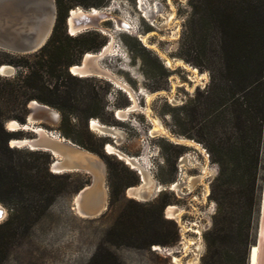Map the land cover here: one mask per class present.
Returning <instances> with one entry per match:
<instances>
[{"label": "rangeland", "instance_id": "374dc122", "mask_svg": "<svg viewBox=\"0 0 264 264\" xmlns=\"http://www.w3.org/2000/svg\"><path fill=\"white\" fill-rule=\"evenodd\" d=\"M70 1L73 4L67 9L63 27L71 37L77 35V39L64 37V45L75 57L82 45L102 42L98 49L84 51L76 62L79 63L85 52H99L110 43L111 53L104 54L100 63L125 83L132 96L101 73L79 76L70 71L69 65L67 69L73 75L70 77L50 64L40 67L38 55H33L40 48L27 54L4 56L0 66H11L12 70L0 76L23 77L28 70L24 63H28L42 75L48 88L43 91L51 96L64 97L69 90L80 97L87 93L94 95L96 104L78 101L72 111H94L97 115L87 117L85 123L83 119L77 121L73 133L101 148L111 163L113 175L109 181L106 159L93 151L103 159L106 168L105 207L94 216L78 213L74 201L78 190H73L83 176L89 182L90 175L84 171L72 174L66 179V191L53 200L29 230L19 228L15 243L1 264H189L193 258L196 264H208L210 253L202 259L207 247L204 234L212 227L216 211L213 196L220 194L216 179L219 166L210 145L222 136L221 129L234 131L231 121L216 117L212 99L214 85L219 83L218 79L211 80L212 73L218 77L212 50L220 45V36L209 19L212 7L207 2L211 0H105L102 6L91 4L98 0ZM140 2L155 10L152 18L144 15ZM76 7L103 8L132 27L119 30L114 19L107 18L72 34L66 19ZM201 15L205 20L200 19ZM87 30L88 35L84 34ZM28 54L31 55L27 57ZM133 103L135 107L124 117L116 115L117 110ZM48 105L59 111L56 105ZM93 118L119 129L121 138L115 139L91 127ZM11 119L18 120H5V128ZM59 119L60 115L55 121L37 123L63 136L58 129ZM155 120L166 132H152ZM212 129L218 132L216 137L211 136ZM17 130L14 138L33 135L30 129ZM108 144L113 149L108 150ZM16 148L19 150L14 153L16 157L36 156L29 153L34 149ZM121 153L139 157L141 167L151 175L156 186L162 187L154 189L147 199L130 196L125 182L134 173L138 182L130 186L139 185L138 170L142 173V168L128 163ZM261 185L256 235L260 220L264 221V172ZM150 201L164 203L161 211L150 213L147 204ZM0 203L6 208L1 222L8 217L10 209ZM169 205L178 208V217L165 214ZM169 237L175 239L173 244L152 242ZM128 241L138 245L151 243L134 246ZM174 257L177 261H173Z\"/></svg>", "mask_w": 264, "mask_h": 264}, {"label": "trees", "instance_id": "16d2710c", "mask_svg": "<svg viewBox=\"0 0 264 264\" xmlns=\"http://www.w3.org/2000/svg\"><path fill=\"white\" fill-rule=\"evenodd\" d=\"M105 2L98 0L91 4L102 6ZM55 3L57 13L51 35L33 55H38L40 67L50 64L55 70L59 68L72 77L67 67L74 65L84 51L98 49L102 42L82 45L73 57L74 52L63 43L64 37L77 39V35L71 37L63 27L67 9L73 3L70 0H55ZM207 3L212 7L209 19L218 28L220 36V45L212 50L218 77L212 73L211 80L218 79L219 82L214 85L212 99L216 117L231 121L234 131L221 129L222 136L219 135L218 140L210 145L219 166L216 179L220 194L213 196L216 211L212 227L204 234L207 247L202 259L209 257L207 253H210L208 264H247L248 248L256 238V216L264 172V0H211ZM205 18L200 17L202 20ZM84 34L88 35L90 31ZM12 55L0 49V63L4 56ZM24 66L28 70L23 77L8 79L0 76V202L10 209L8 217L0 222V264L14 245L19 228L28 231L53 200L66 191V179L78 172L51 171V155L45 150L30 151L36 154L31 159L15 156L19 150L10 146L8 140L16 137L18 130L6 129L4 121L9 118L23 121L29 100L35 98L56 105L60 113V134L100 153L106 159L109 181L113 175L111 163L102 149L73 133L77 121L83 119L85 123L87 117L97 115L94 111H72L78 101L96 104L94 95L87 93L80 97L66 90L64 97L51 96L43 91V88H48L42 75L28 63ZM216 133L213 129L210 132L213 137ZM116 176L122 179V176ZM86 182L88 177L83 176L73 191L79 190ZM137 182L138 176L133 173L125 184L130 187ZM147 204L151 213L160 212L164 203L158 205L150 201ZM130 218L136 221L132 215ZM174 241L170 237L152 240L162 245H170ZM127 243L148 246L151 242L142 243L145 245H138L135 241Z\"/></svg>", "mask_w": 264, "mask_h": 264}, {"label": "water", "instance_id": "95a60500", "mask_svg": "<svg viewBox=\"0 0 264 264\" xmlns=\"http://www.w3.org/2000/svg\"><path fill=\"white\" fill-rule=\"evenodd\" d=\"M98 9L99 12L96 14L89 13V10H93V8L84 9L86 14L74 18L75 24L80 26L77 31L88 28L90 25H97L100 19L110 17L101 8ZM56 13L55 0H0V49L18 54H27L38 50L46 43L51 34L56 20ZM68 18L69 15L66 19L69 29ZM118 23L121 25L122 21ZM83 58L76 64H80ZM94 73L105 74L103 71ZM0 74H2L1 70ZM38 102L33 105L30 104V100L28 101V113L25 120L19 122H32V124H37L38 127L45 130L31 128L33 135L27 136L25 141L16 143L15 146H29V148L32 146L31 149L48 151L52 159L49 167L53 172L84 171L88 173L90 181L77 191L79 205L82 213L86 216L99 214L105 207L106 202V190L103 186L106 168L103 159L92 150L73 142L69 138L60 136L54 132L55 130H50L38 124L39 121H55L60 115L57 110L56 118H53L51 109L47 104ZM104 131L108 135L115 133L110 126H106ZM10 139L8 140L9 144ZM138 173L140 179H142L140 171ZM158 187L161 188L162 186L159 185ZM151 192L142 195L141 198L147 199ZM1 206L0 211L3 215L0 220L6 214V208L2 204ZM250 254L251 250L249 249L247 259L250 258Z\"/></svg>", "mask_w": 264, "mask_h": 264}, {"label": "bare ground", "instance_id": "6f19581e", "mask_svg": "<svg viewBox=\"0 0 264 264\" xmlns=\"http://www.w3.org/2000/svg\"><path fill=\"white\" fill-rule=\"evenodd\" d=\"M140 6L143 9L142 12L144 13V15L146 14L148 17L152 18L151 16H153L155 10L153 8L144 7L141 2H140ZM101 9H102V11H104L105 13L110 15L109 18H113L114 19V23H115L116 27H118L119 30L132 27L131 24H129L128 22L124 21L123 19H119V18L114 17V16L112 17V13L107 12L106 10H103V8H101ZM89 11H90L89 13L96 14V13L99 12V9L98 8H93V10H89ZM156 11H158V10H156ZM84 13L86 14L85 10L81 9L79 7H76V8L71 10V12L69 13V18H68V24H69L70 33L73 34V33L77 32V29L80 27L79 25L75 24L74 18L80 17ZM103 19H107V18H103ZM120 21H122L121 25H120V23H118ZM100 27H101V25H100ZM111 50H112V48H111V45L109 43V44L105 45L102 50H100L99 52H96V54H94L92 52H87L80 64H74V65L70 66V71L73 74H76V75H79V76H84V75L86 76L87 74L91 75L92 73L94 74V72L103 71L105 73L104 75H107L108 78H111V80H113L116 84L121 85L123 88H125L128 91L130 96H132L131 92L129 91V89L127 88L125 83L120 81V79H118L112 71H110L108 68L104 67L100 63V58H102L104 56V54H107ZM109 53H111V52H109ZM0 70H1V73H8L9 71L12 70V67L6 65V66L0 67ZM36 103H39V102L34 100V99L30 100V104L34 105ZM135 105H136V103H133L131 106H128V107H126L124 109L117 110L116 111V115L118 117H121V118L124 117L126 115V113L129 111V109L132 108V107H135ZM47 106L51 109L52 117L56 118V111L57 110L52 108L49 105H47ZM153 124H154V126H153V129H152V132H157V133L166 132L165 129L162 127L161 123L158 120H155ZM106 126L107 125L102 124L101 122H99L95 118H93V120L91 121V127L96 128L97 131H100L101 133L107 134V132L104 131ZM110 127H112L114 129L115 133H112V134H109V135L112 136L113 138L115 137V139L116 138L118 139L119 137L121 138V131L119 129L113 127V126H110ZM6 128L8 130H17V129H21L22 130V129H31V128H34V129H37V130L43 129L42 127H38L37 124L36 125L32 124V122L20 123V122H18V120H15V119H11V120L7 121ZM43 130H45V129H43ZM26 139H27V137H24V138H11L10 139V145L15 146L16 143L23 142ZM22 145H26V144H22ZM26 147L29 148V146H26ZM30 148H32V146ZM107 149L111 150V149H113V147L110 144H108L107 145ZM122 156L125 157V159H126V161L128 163L130 162V164L135 165V166L137 165L138 167L142 168L141 164L138 163L140 161L139 157L132 158V157L126 155V154H122ZM141 172H142L141 173L142 179L140 180L141 181L140 184L137 185V186H130L127 189V193L130 196H134L136 198H141L142 195L149 194L154 189H156V190L159 189L158 185L157 186L155 185L154 180L151 177V175H149L148 172L144 168H142ZM174 183H175L174 185L177 184L176 181H174ZM74 201H75V207H76V210L78 211V213L84 215L82 213L80 205H79L77 193H76V198H75ZM1 207L2 206L0 204V208ZM179 213L180 212H179L178 208L176 206H174V205L173 206L169 205L166 208V212H165V214H167V216H169V217H178ZM84 216L86 217V215H84ZM249 249L251 250V254H250V258L247 259L248 264H256L258 247L255 244H253L251 246V248H249ZM173 261H177V258L174 257ZM177 264H179V263H177ZM189 264H196V258L191 259L189 261Z\"/></svg>", "mask_w": 264, "mask_h": 264}, {"label": "crops", "instance_id": "0c3cea01", "mask_svg": "<svg viewBox=\"0 0 264 264\" xmlns=\"http://www.w3.org/2000/svg\"><path fill=\"white\" fill-rule=\"evenodd\" d=\"M262 212V209H261ZM258 247L256 264H264V221L260 220L254 243Z\"/></svg>", "mask_w": 264, "mask_h": 264}, {"label": "snow or ice", "instance_id": "6c2138e0", "mask_svg": "<svg viewBox=\"0 0 264 264\" xmlns=\"http://www.w3.org/2000/svg\"><path fill=\"white\" fill-rule=\"evenodd\" d=\"M2 215H3V213H2V211H0V217H2Z\"/></svg>", "mask_w": 264, "mask_h": 264}]
</instances>
